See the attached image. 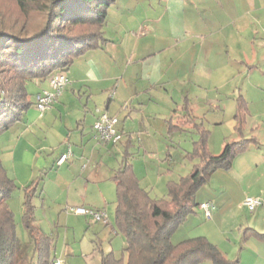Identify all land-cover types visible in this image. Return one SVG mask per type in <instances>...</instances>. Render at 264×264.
I'll return each mask as SVG.
<instances>
[{
    "label": "crops",
    "instance_id": "obj_1",
    "mask_svg": "<svg viewBox=\"0 0 264 264\" xmlns=\"http://www.w3.org/2000/svg\"><path fill=\"white\" fill-rule=\"evenodd\" d=\"M186 1L192 6L188 9V12H192L194 9L197 12L191 17V23L200 17L199 13L203 16L207 15L206 4H209L210 0ZM243 1L249 5L246 10L250 9L252 2H255V0ZM234 2L233 0H218L217 4L220 7L215 17L212 16L213 22H211L210 27L213 32L212 35H207L206 32L201 30L197 31L198 34L195 35H197L199 42L192 44V47L187 50V54L183 55L184 63L178 64L176 61L170 65L166 64L167 61H164L160 64L161 70L166 68H169V70L161 75L148 72L143 75H146V77L140 78L138 68L136 70L133 68L129 73L127 71L128 66L132 64L140 67L141 61L150 56L155 57L168 53L167 45H158L154 42L152 48L138 50L137 46H133L127 49L122 45L128 38L125 34L126 31L104 32L106 40L100 46L88 49L70 65L66 71L69 81L49 109L41 114L33 105L26 111L22 120L16 122L10 129L0 135V157L6 169L13 170V177L20 180L23 186L38 179L39 184L35 198L37 196L41 197L44 185L40 186V173L43 170L47 171L48 166H50L51 172V167L56 165L60 168L55 171V178L64 179L63 171L69 169V167H63L65 163L82 162L81 156L83 155H79V150L73 145L71 137L75 133L71 130L78 131L80 129L81 135H83L81 137L82 142L86 139L84 134L87 132H90V136L94 139L101 141L95 136L93 128L98 110H106L108 113L118 116L117 126L124 134L120 142L124 143L123 151L126 153L129 147L134 145L133 134L139 133L151 137L152 131L159 128L156 123V120L159 119L166 120L167 125L170 127L178 125L180 130L192 131L198 137V129L194 126V123L206 125L204 122L205 116L208 117L209 114L206 113L204 116L199 113L201 111L199 104L205 103L208 98L202 84L203 78L210 77L217 72L219 76H222V81L229 83L230 86L235 83L241 84V89L238 90L249 106V115L242 130V135L246 137L255 136L257 140L251 142L245 150L235 157L230 168H218L214 171L207 184L209 191L201 195V201L198 202L197 207L203 211L206 219H210L209 224L193 236H206L210 241L217 244L228 257L238 258V261L233 264H264V239L256 234L257 232L264 233V111L261 112L264 107L254 103L256 96L259 93H264V38L260 39L258 44L256 42L258 40L255 41L252 38L251 30L249 33H240L242 30H247L246 23H241L231 14L222 13V11L231 13L233 7L231 5ZM261 22L264 33V20H261ZM236 33H239L240 36L238 37ZM130 37H132L134 44L140 41V38L137 39L133 35ZM115 41L120 42L118 44H120L121 49ZM111 45L114 48L111 54L112 58L125 60L128 65L126 69L117 66V60L107 62L106 57L111 51ZM175 82L181 83L179 91L177 90L178 94L169 95L166 101L152 94L156 87H165L168 92L169 87L173 86ZM35 86L36 90L50 87L48 79L36 83ZM216 87L226 86H221L219 82ZM262 95L264 97V94ZM222 97H226L228 107ZM237 97L235 91L230 90L229 92L219 91L212 98V101L218 103L216 105L218 107L217 112L212 115L213 121L211 122L218 126L223 124L228 130L220 137L209 138V149L213 153L222 151L226 139L240 137L236 130L235 118ZM263 102L264 100L261 99L260 103ZM221 104H224V108H221ZM63 116L68 117L67 120H65V123L62 121L58 124L54 138H49L41 122L47 124V122L53 120V123H56L57 118L61 119ZM52 127H55V125ZM197 137H192V147L190 149L185 148L186 154L193 149V141ZM104 143H106L104 145L106 147L116 144ZM142 144L146 151L152 150L151 142L145 140ZM84 146H87L85 142L82 147L84 148ZM69 148H71L72 154L61 164H58L57 159L59 156ZM123 160L117 167L112 169L109 175L106 172L105 177L101 175L100 171L97 173L95 170L90 169L86 163L82 164L80 173L77 169L74 175L80 174L82 184L85 186L98 182L102 178H107L115 183L112 175ZM190 160V164H185L186 168L193 167L197 158L190 157ZM10 162L12 165H10ZM13 162L29 163L28 167L23 168L22 172L25 174H23V177H21L16 163ZM77 167L79 168V166ZM170 168H168L169 172L167 173V188L170 180H178L191 170L184 174L178 173V177H172L174 175ZM36 173H39L37 177H35ZM167 174L165 175L167 176ZM162 176H159V178ZM137 177L140 185L154 196L151 193L152 190H149L152 180L147 174L137 175ZM235 185L240 186L242 190L237 198L238 205L247 209L251 216L245 217L246 222L237 226L225 227L222 222L220 224H217V222L222 220L225 213L226 205L224 202L228 199V190L233 189ZM248 194L262 198V204L258 205L253 211L249 210L243 203L245 196ZM196 200H199L198 194H196ZM204 201H212L215 205L212 216L209 218L200 206V203ZM114 202L113 221H115L116 198ZM84 206L97 208L109 214L105 208L106 205L102 207L87 202ZM84 215L86 216V214ZM76 216L81 217L79 213ZM86 222L87 224H83L86 227L90 226L92 232L89 231L88 234L81 236L79 243L71 244L70 248L67 246L63 253H54L56 259L64 260V264H101L104 254L112 252L116 255V250L120 249V246L123 250L126 245V238L110 221V215L109 221L104 222L105 224L93 220V218L86 220ZM92 222H96V224L93 226ZM97 222L104 225L110 223V230L101 227ZM103 233L104 235H102ZM241 237L243 241H241ZM79 250H81L84 257L77 256ZM200 264L213 263L206 260Z\"/></svg>",
    "mask_w": 264,
    "mask_h": 264
},
{
    "label": "trees",
    "instance_id": "obj_2",
    "mask_svg": "<svg viewBox=\"0 0 264 264\" xmlns=\"http://www.w3.org/2000/svg\"><path fill=\"white\" fill-rule=\"evenodd\" d=\"M25 20H10L0 7V135L22 120L34 105L29 83H40L58 70L67 71L74 60L105 40L103 26L114 0H14ZM37 18L31 23V13ZM36 87V86H35ZM40 91L35 89V94ZM34 94V96H35ZM249 115L246 99L237 97L235 112L239 138H228L220 153L209 149L210 130L194 123L198 137L187 153L197 158L190 172L168 182L166 197H154L142 187L133 163L125 158L115 170V227L124 234L122 255L109 252L101 264H233L232 259L206 236L188 237L178 243L172 231L198 205L196 194L218 168H230L235 157L255 136L242 130ZM172 127L180 128L178 125ZM39 180L23 186L21 223L27 233L22 240L8 198L18 187L0 157V264H52L56 239L38 223L34 198ZM264 239V233L257 232Z\"/></svg>",
    "mask_w": 264,
    "mask_h": 264
},
{
    "label": "rangeland",
    "instance_id": "obj_3",
    "mask_svg": "<svg viewBox=\"0 0 264 264\" xmlns=\"http://www.w3.org/2000/svg\"><path fill=\"white\" fill-rule=\"evenodd\" d=\"M218 0H210L209 4H206L207 15L200 14L193 23L190 22L191 17L197 13L196 9L192 12H188V9L192 6L187 3L186 0H114L108 7V13L106 21L103 26V30L106 33H113L114 31H126V40L123 42V47L130 49L133 46L141 49L152 48V44L155 42L158 45L168 46V53H164L155 57H148L141 61L138 67L136 64L128 66L121 58H112V52L114 48L111 45V51L107 55V62L116 61L117 66H121L126 69L128 66V73L138 68L140 72V78L144 73L152 72L155 75H161L166 73L169 68L161 70L160 64L167 61L166 64L173 62H178V64L183 62V55L187 54V50L192 47V44L199 42L197 38V31L201 30L206 32L207 35H212L211 22H213V17L218 12L219 4ZM235 1L231 6V13L227 11H222L223 14H231L234 18L241 21V23L247 26V30H242L240 33L252 32V38L258 44L260 39L264 38L263 24L261 20H264V0H255L250 4V9L246 10L249 5L245 4L243 0H233ZM243 1V3H242ZM0 7L4 9L5 12L11 15L10 20L18 21L19 19L25 20L24 14L20 11L19 6L14 0H0ZM213 12V14H211ZM214 15V16H213ZM213 16V17H212ZM37 18V13L33 11L30 18L27 17L29 23L33 22L30 20H35ZM30 19V20H29ZM207 23V24H206ZM207 29V30H206ZM131 34V35H130ZM140 38V41L134 44L132 42V37ZM239 37L240 34L236 33ZM116 44L120 43L115 41ZM119 48L121 47L118 44ZM110 49V45L108 46ZM121 49V48H120ZM117 57V56H116ZM220 82L221 86L226 87H216ZM203 87L205 94H208V98L205 103H201L200 114L204 116L206 113L208 117L205 116L204 122L205 127L210 130L209 138H216L223 135L224 132H228L226 126L223 124L221 126L214 125L212 115L217 112L216 106L218 103L212 101V98L217 95V92H229L230 90L235 91V96H239L241 92V84L235 83L230 86L229 83L222 81V76H219L217 72L213 73L212 76L203 78ZM181 87L180 82H175L173 86L169 87V91L165 90V87H156L152 94L159 97L163 101L167 100V97L171 94H178ZM29 91H31V96L34 98L35 94V83H29ZM264 93H259L257 95L254 103L258 106L264 107V102L260 103L261 99L264 100ZM226 97H222L224 103L228 102L225 100ZM221 108H224V104H221ZM264 108H262V111ZM154 116V115H152ZM68 117L57 118L56 123L53 120L47 122V124H42L45 128L46 135L49 138H54V133L57 132V125L62 121L65 123ZM155 119V118H153ZM159 125L157 130L152 131V136L135 133L133 134L134 145L129 147L128 152L124 150V143L118 142L114 145L104 146L106 143L98 141L91 137L90 132L84 134L86 139L84 140V148L81 137L80 129L71 130L73 145L79 150V155L81 156L82 162H68L65 163L63 167L69 169L64 170V179L55 178V171L60 167L52 166L50 172V166L48 170H43L40 173V186L44 185V190L42 191L41 197L37 196L35 198V203L37 205V216L38 223L42 228L49 234H53L56 239V249L55 254L63 253V251L71 247V244L79 243L81 236L88 234L89 231L92 232V228L86 227L83 223L89 220L91 217L89 215H84L79 213L81 217H77L78 212L72 209L73 206H84L89 202L90 204L96 206H105L110 215V221L115 225L113 221L114 207H115V183L107 178H102L98 182H93L85 186L82 184V176L78 174L75 176L77 169L80 173V168L82 164H88L89 168L95 172H101V175H105L106 172L109 173L113 168L117 167L119 163L125 158L133 162V167L136 175L147 176L152 180L149 185V190L155 197H166L167 196V183L169 167L172 170L174 176L178 177V173H187L192 166L186 168L185 164H190V157L186 154L185 148L190 149L192 147V137H197L196 134L189 130H180L177 127H170L167 125V121L164 119L156 120ZM55 125V127H52ZM221 134V135H220ZM152 138V139H151ZM149 141L152 143V150H145L143 146V141ZM149 149V148H148ZM93 150V151H92ZM126 153V154H125ZM72 154V153H71ZM70 154V155H71ZM188 156V157H187ZM75 160V159H74ZM77 161V159H76ZM4 163V162H3ZM16 163V167L19 170L21 177H23V168L29 166L28 162H13ZM10 165L11 162H10ZM5 166V165H4ZM79 166V168L77 167ZM161 166V167H160ZM6 168V166H5ZM26 170V169H25ZM9 176L13 177V170H8ZM167 174V176L165 175ZM25 175V174H24ZM39 173L35 174L37 177ZM163 175L161 178L159 176ZM105 177V176H104ZM14 178V177H13ZM211 178V177H210ZM208 179V181L210 180ZM22 179V178H21ZM18 187L13 191L12 195L8 198L10 207L14 211L15 220L17 222V234L22 240L27 238V233L21 223L22 217V202H23V184L20 180H16ZM208 181L199 187L197 194L199 200L201 201V195L206 194L208 190ZM143 183V182H142ZM145 183V182H144ZM228 199L224 202L226 205V210L222 216V220H218L217 224L222 222L225 227L237 226L243 222H246L245 217L251 216V213L245 209L241 208L237 203V198L241 194V187L235 185L233 189L228 190ZM250 195V194H248ZM225 198L223 195H221ZM247 196V195H246ZM245 196V197H246ZM195 206L194 211L189 213L186 219L172 231V240L174 243H178L188 237H192L195 233L200 230L205 229L208 226V221L206 219L203 211ZM106 212V211H105ZM90 218H88V217ZM88 218V219H86ZM84 219V221H83ZM94 220V219H93ZM104 223L102 220H97ZM101 222H97L101 227H105L106 230H110V223L104 225ZM93 226L96 222H92ZM104 235V233L102 234ZM94 236V235H93ZM241 241L242 237H241ZM80 258L84 257L81 250L77 252ZM122 255L121 246L120 249L116 250V256ZM64 262V260H63Z\"/></svg>",
    "mask_w": 264,
    "mask_h": 264
},
{
    "label": "built area",
    "instance_id": "obj_4",
    "mask_svg": "<svg viewBox=\"0 0 264 264\" xmlns=\"http://www.w3.org/2000/svg\"><path fill=\"white\" fill-rule=\"evenodd\" d=\"M68 81L69 79L66 71L58 70L51 74L48 79L50 87L41 88L40 91L35 94V108L43 114L53 105ZM118 121L119 118L117 115L110 114L106 110H98V115L93 124L95 136L103 142L117 143L121 141L124 134L117 126ZM71 153V148L63 152L57 159L58 164L65 161ZM243 203L249 208V210L253 211L258 205L262 204V198L260 196L247 195L244 198ZM200 206L204 209L208 218L212 216L215 207L212 201L201 202ZM72 209L78 213L89 215L94 220H102L104 222L109 221L108 213L97 208L73 206ZM52 264H64V262L62 259H55Z\"/></svg>",
    "mask_w": 264,
    "mask_h": 264
}]
</instances>
